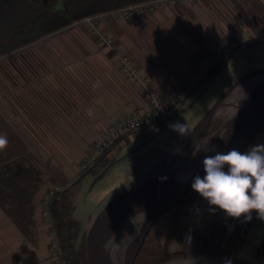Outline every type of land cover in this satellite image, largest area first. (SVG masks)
Returning <instances> with one entry per match:
<instances>
[{
	"label": "rangeland",
	"instance_id": "1",
	"mask_svg": "<svg viewBox=\"0 0 264 264\" xmlns=\"http://www.w3.org/2000/svg\"><path fill=\"white\" fill-rule=\"evenodd\" d=\"M254 5L264 8V0H198L175 6L160 0L88 18L22 55L19 65L34 68L23 67L16 76L18 88H7L17 98L16 112L7 115L23 123L42 157L62 171L70 185L73 217L83 230L120 189L145 179L150 166L182 138L169 125L179 121L190 131L240 77L264 68V43L251 42L259 37L250 15ZM226 47L237 49L233 59L202 91L190 94L198 80L195 59L208 64ZM164 91L174 101L166 109L165 124L133 132L127 146L111 152L108 165L114 164L103 176L108 165L97 175H82V162L101 132L130 115L153 111V97ZM52 188L49 184L38 195L37 221L48 229L53 251L44 211ZM227 216L200 196L198 208L187 216L167 210L156 230L167 251H188L219 242L235 221ZM246 219L251 225L244 227L246 236L232 257L264 264L259 251L264 220L255 211ZM131 227L135 225L123 236ZM200 257L208 256L181 262Z\"/></svg>",
	"mask_w": 264,
	"mask_h": 264
},
{
	"label": "trees",
	"instance_id": "2",
	"mask_svg": "<svg viewBox=\"0 0 264 264\" xmlns=\"http://www.w3.org/2000/svg\"><path fill=\"white\" fill-rule=\"evenodd\" d=\"M158 1L160 0H0V134H5L9 142L4 150H0V211L7 215L27 240L36 244L38 195L44 187L52 185L53 192L49 191L47 194L44 211L48 213V223L51 227L49 230L54 236L53 242H57L58 254L53 255L55 264L57 260L60 264H90L85 245L87 231L83 230L73 217L70 185L66 183L62 171L52 160L42 157L35 141L23 131V123L8 117L9 111L16 112L17 98L7 88H18L16 76L22 75L23 67L33 70L34 66L19 65L18 61L35 45L75 25L83 24L88 18L95 20L113 12H123L130 7ZM250 15L259 36L251 42L264 43V8L254 5ZM236 50L226 47L208 64H202L198 56V59H195L198 80L191 86L190 94L202 91L216 78L233 59ZM28 85L30 84L26 86ZM157 100L163 109L174 105L171 95L165 91L157 95ZM165 117L166 115L149 127L139 128L134 132L151 127L155 131L164 124ZM224 121L225 118H218L208 128L204 138L216 131ZM263 129L264 127L261 131ZM132 133L114 141L94 165L82 171V175H97L110 162L109 156L112 151L127 146ZM197 175L203 177L205 173ZM193 178L176 195L167 210L176 209L187 216L198 208L200 195L191 187ZM252 216L254 220V215ZM246 218L245 216L235 218L232 228L227 227L219 242L175 252H169L162 246L160 234L156 230L158 219L153 224L134 264H173L196 256L233 258V251L246 236L244 227L251 225V221H247ZM135 229L136 227L128 228L124 235L125 240ZM54 251L55 249L52 252ZM259 251L264 259V239Z\"/></svg>",
	"mask_w": 264,
	"mask_h": 264
},
{
	"label": "water",
	"instance_id": "3",
	"mask_svg": "<svg viewBox=\"0 0 264 264\" xmlns=\"http://www.w3.org/2000/svg\"><path fill=\"white\" fill-rule=\"evenodd\" d=\"M241 90L246 95L243 100L240 96L235 97ZM226 113L228 116L222 125L204 138L208 128ZM263 127L264 68H261L246 73L229 87L189 131V136L182 137L150 166L145 179L123 187L102 207L87 228L85 245L90 264H134L153 224L184 186L195 175L204 173L205 156L215 155L216 152L226 154L232 149L243 152ZM222 133L224 139H221ZM199 149L193 156V152ZM173 152L177 154L171 162H166L165 157ZM113 164L110 163L99 176H103ZM162 177L166 179L161 180ZM136 210H142L145 217L137 215ZM129 217H134L133 223H130ZM130 224H134L136 229L124 242L123 234ZM119 230H123L125 246L120 257L117 254L114 256L113 251V233ZM177 264L262 263L236 258L200 257Z\"/></svg>",
	"mask_w": 264,
	"mask_h": 264
},
{
	"label": "clouds",
	"instance_id": "4",
	"mask_svg": "<svg viewBox=\"0 0 264 264\" xmlns=\"http://www.w3.org/2000/svg\"><path fill=\"white\" fill-rule=\"evenodd\" d=\"M245 98L241 90L240 100ZM169 127L182 137L190 134L187 125L179 121ZM220 136L225 138L224 133ZM8 143L6 135L0 134V150H4ZM200 150L194 151L193 156ZM203 169L205 175L195 176L191 187L210 206L218 207L233 218L245 216L250 219L255 211L264 220V144L253 145L243 153L232 149L226 154L207 155L203 159ZM136 211L137 215L145 217L142 210ZM134 217H129L130 223L134 222Z\"/></svg>",
	"mask_w": 264,
	"mask_h": 264
},
{
	"label": "crops",
	"instance_id": "5",
	"mask_svg": "<svg viewBox=\"0 0 264 264\" xmlns=\"http://www.w3.org/2000/svg\"><path fill=\"white\" fill-rule=\"evenodd\" d=\"M256 144H264V129L244 152ZM37 222L38 242L33 244L23 236L7 215L0 211V264H55L47 237L49 231ZM255 222L256 220L253 223Z\"/></svg>",
	"mask_w": 264,
	"mask_h": 264
},
{
	"label": "built area",
	"instance_id": "6",
	"mask_svg": "<svg viewBox=\"0 0 264 264\" xmlns=\"http://www.w3.org/2000/svg\"><path fill=\"white\" fill-rule=\"evenodd\" d=\"M168 5L175 6L180 4H187V3H193L198 0H164ZM246 40L245 36L242 39V42ZM134 77H137L136 75ZM182 97V95H179ZM154 99V108L153 111H149L147 113L140 114V115H130V117H126L116 123H112L111 125L107 126L104 131L101 132L100 137L98 138L94 148L89 151V153L86 155L82 162V168L85 171L88 167L94 165L97 160L100 158L101 155H103L106 150L109 148L110 145L116 140H118L120 137L124 135H128L135 130L139 128L149 127L153 122L157 121L158 119H161V117H164L167 115L168 111L166 109L161 108V106L158 104L157 97H153ZM58 189V188H56ZM53 192V189L50 190ZM47 198V195L45 196V199ZM44 199V203L46 202ZM47 214V220H48V213ZM57 242L54 241V253L53 255L56 256L58 254L57 250ZM57 264H60V262L57 260Z\"/></svg>",
	"mask_w": 264,
	"mask_h": 264
},
{
	"label": "bare ground",
	"instance_id": "7",
	"mask_svg": "<svg viewBox=\"0 0 264 264\" xmlns=\"http://www.w3.org/2000/svg\"><path fill=\"white\" fill-rule=\"evenodd\" d=\"M240 96V92L235 96ZM177 153L176 152H173L172 154H169L165 157V160L166 162H171L172 159L174 158V156L176 155ZM123 230H119L117 233H113V235L115 236V242H114V256L117 254L118 257L121 256L122 252H123V249H124V243H123V239H122V232Z\"/></svg>",
	"mask_w": 264,
	"mask_h": 264
}]
</instances>
